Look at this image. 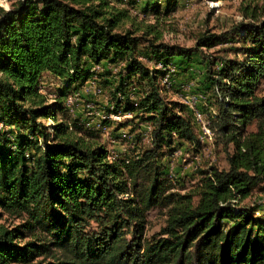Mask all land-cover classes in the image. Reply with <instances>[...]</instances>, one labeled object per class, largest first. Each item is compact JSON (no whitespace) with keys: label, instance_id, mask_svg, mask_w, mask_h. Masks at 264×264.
Listing matches in <instances>:
<instances>
[{"label":"trees","instance_id":"obj_1","mask_svg":"<svg viewBox=\"0 0 264 264\" xmlns=\"http://www.w3.org/2000/svg\"><path fill=\"white\" fill-rule=\"evenodd\" d=\"M143 1L0 8V264H264V209L243 206L257 189L264 195V20L197 39V50L234 45L233 58L207 61L205 78L219 103L211 129L233 152L228 169L210 167L181 193L162 159L182 141H200L186 106L165 102L162 72L144 61L194 50L162 42L158 27L173 3L141 10L156 25L132 14ZM240 1L256 18L252 5L263 0ZM46 77L61 85L52 101L42 90ZM93 78L109 95V117L150 125V147L112 159L70 116L67 100ZM153 209L166 225L148 239Z\"/></svg>","mask_w":264,"mask_h":264},{"label":"rangeland","instance_id":"obj_2","mask_svg":"<svg viewBox=\"0 0 264 264\" xmlns=\"http://www.w3.org/2000/svg\"><path fill=\"white\" fill-rule=\"evenodd\" d=\"M19 1L0 0V8L10 10ZM152 2L159 3L162 11L169 3L175 5V11L171 16L159 24L158 29L163 33L162 42L169 46L194 50L185 56L176 55L171 61L167 57L153 59L152 56L151 62L147 60L148 58L144 61L150 68H157L162 72L159 89L165 102L186 106L185 114L190 116L200 141L199 146L182 141L176 146L177 151L173 154L167 151L162 159V164L169 174L180 180L184 186L178 185L175 190L185 193L195 189L201 178L200 174L210 167L228 169L226 152L227 150L233 152V145L226 146L220 134L211 129L212 121L218 115L219 103L217 95L209 89L210 84L205 78L207 61L233 58L235 55L230 49L234 45H219L211 49L197 50V39L203 34L220 35L230 32L241 23L259 25L264 20V0L252 5V8L257 6L256 18L243 14L240 0H144L136 10H132V14L138 17V22L157 25L153 16L145 18L141 14V10ZM140 50L149 51V47L142 45ZM165 80L167 83L163 84ZM136 85V83L132 85L134 92ZM42 88L52 101L58 95L61 85L53 78L46 77ZM259 94H264V83L259 89ZM108 97L107 91L96 78H93L77 95L69 97L66 106L72 118L80 120L86 128L95 132V138L108 148L112 159L132 150L150 147V125L128 116L121 117L120 120L110 119L105 111ZM107 121L111 124H106ZM44 123L52 124L51 121ZM2 128L0 125V134ZM248 131H256V126H250ZM243 206H259L264 209L262 191L257 189ZM148 222L146 237L151 239L166 225V217L160 209H153L148 214Z\"/></svg>","mask_w":264,"mask_h":264},{"label":"built area","instance_id":"obj_3","mask_svg":"<svg viewBox=\"0 0 264 264\" xmlns=\"http://www.w3.org/2000/svg\"><path fill=\"white\" fill-rule=\"evenodd\" d=\"M167 83V81L165 80V81H163V84H166ZM110 119H114V120H120L121 119V117L120 116H110Z\"/></svg>","mask_w":264,"mask_h":264}]
</instances>
